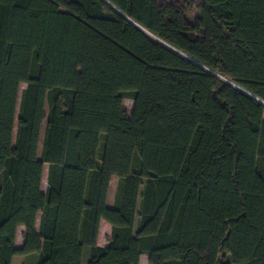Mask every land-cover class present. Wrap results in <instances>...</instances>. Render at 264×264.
<instances>
[{
	"label": "trees",
	"instance_id": "obj_1",
	"mask_svg": "<svg viewBox=\"0 0 264 264\" xmlns=\"http://www.w3.org/2000/svg\"><path fill=\"white\" fill-rule=\"evenodd\" d=\"M85 251L264 264V0H0V264Z\"/></svg>",
	"mask_w": 264,
	"mask_h": 264
},
{
	"label": "rangeland",
	"instance_id": "obj_2",
	"mask_svg": "<svg viewBox=\"0 0 264 264\" xmlns=\"http://www.w3.org/2000/svg\"><path fill=\"white\" fill-rule=\"evenodd\" d=\"M24 87V84H21L19 87V93ZM123 106L125 109L128 111L132 107V100L125 98L123 100ZM45 175H46V165L43 168V175H42V181H41V188L42 190L45 189L46 181H45ZM115 182L116 178L112 177L110 186H109V191H108V196H107V204L111 206L112 204V199H113V192H114V187H115ZM22 233H23V228H18L17 233H16V238H15V247H19L22 244ZM109 233H110V226L107 222L104 220H101L99 223V230H98V243L101 245H107L108 244V238H109ZM83 264H85V259H86V251L83 256ZM27 256L23 255H15L12 257L11 263L10 264H34V262L29 261ZM147 262V255L142 254L140 256L138 264H146Z\"/></svg>",
	"mask_w": 264,
	"mask_h": 264
},
{
	"label": "crops",
	"instance_id": "obj_3",
	"mask_svg": "<svg viewBox=\"0 0 264 264\" xmlns=\"http://www.w3.org/2000/svg\"><path fill=\"white\" fill-rule=\"evenodd\" d=\"M19 228H22V227H19ZM97 240H98V237H97ZM97 244H98V245H101V244L98 243V241H97ZM101 246H104V245H101Z\"/></svg>",
	"mask_w": 264,
	"mask_h": 264
},
{
	"label": "water",
	"instance_id": "obj_4",
	"mask_svg": "<svg viewBox=\"0 0 264 264\" xmlns=\"http://www.w3.org/2000/svg\"><path fill=\"white\" fill-rule=\"evenodd\" d=\"M239 88V87H238Z\"/></svg>",
	"mask_w": 264,
	"mask_h": 264
}]
</instances>
